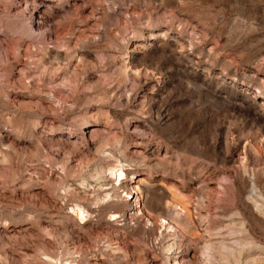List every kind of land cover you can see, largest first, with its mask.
Wrapping results in <instances>:
<instances>
[{
    "label": "rangeland",
    "instance_id": "1",
    "mask_svg": "<svg viewBox=\"0 0 264 264\" xmlns=\"http://www.w3.org/2000/svg\"><path fill=\"white\" fill-rule=\"evenodd\" d=\"M0 264H264V0H0Z\"/></svg>",
    "mask_w": 264,
    "mask_h": 264
},
{
    "label": "bare ground",
    "instance_id": "2",
    "mask_svg": "<svg viewBox=\"0 0 264 264\" xmlns=\"http://www.w3.org/2000/svg\"><path fill=\"white\" fill-rule=\"evenodd\" d=\"M116 168V167H115ZM113 171V170H112ZM115 171V170H114ZM114 171H113V173H114ZM120 175H122V174H120ZM129 194V193H128ZM139 206V205H138ZM138 208V207H137Z\"/></svg>",
    "mask_w": 264,
    "mask_h": 264
}]
</instances>
